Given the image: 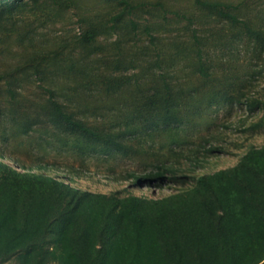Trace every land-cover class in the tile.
<instances>
[{
    "label": "rangeland",
    "instance_id": "rangeland-1",
    "mask_svg": "<svg viewBox=\"0 0 264 264\" xmlns=\"http://www.w3.org/2000/svg\"><path fill=\"white\" fill-rule=\"evenodd\" d=\"M25 1L28 5L15 13L17 25L8 26L13 32L0 30V74L19 68L21 80L15 88L22 94L17 102H11L6 80L0 82V142L4 131H19L23 112L39 110H26L27 99L41 103L48 89L76 117L116 132L126 131L127 125L145 127L144 118L135 119L130 114L136 113L145 97L163 88L165 80L175 90H184L180 101L183 122L124 136V141L137 151L131 157L100 152L83 160L72 135L60 132L51 123L34 127L22 136L23 145L9 148L29 165L47 153L38 149L40 146L53 142L56 146L49 149L51 153L45 159L51 166L43 170L30 167L33 172L71 180L75 187L86 191L162 198L191 187L203 175L235 166L250 149L264 146V50L247 34L235 38L238 29L201 8L197 0H129L146 6L119 22L121 29L85 47L80 40L90 27L113 24L111 18L122 10L117 0H74L75 7L59 12V16L50 12L54 0ZM204 1L223 3L230 11L237 7L241 19L264 31V0ZM130 19L141 25H160V32L154 34L158 37L155 44L142 33L143 27L136 35H127L131 27L124 25ZM30 27L36 29L33 41L15 42L17 32ZM194 29L206 43L201 48L207 77L196 65ZM55 56H59V65L55 64ZM70 64L86 69L87 74L72 71ZM119 78H131V82L124 90L107 94L104 83ZM225 93L231 98L224 100ZM253 101L262 105L250 108ZM59 134L69 137L67 146L58 143ZM212 147L216 150L208 152ZM158 161L175 165L180 181L150 186L127 178L134 172L147 173ZM71 166L76 171L71 172Z\"/></svg>",
    "mask_w": 264,
    "mask_h": 264
},
{
    "label": "trees",
    "instance_id": "trees-1",
    "mask_svg": "<svg viewBox=\"0 0 264 264\" xmlns=\"http://www.w3.org/2000/svg\"><path fill=\"white\" fill-rule=\"evenodd\" d=\"M54 1L55 6L50 9L55 12L54 16L76 4L74 0ZM117 1L122 10L111 18L113 24L90 27L80 40L84 47L91 46L104 34L121 29L119 22L146 6L134 5L129 0ZM197 3L237 28L235 38L247 34L264 50V31L241 19L237 7L230 11L219 2L197 0ZM27 5L25 0H0V30L13 32L8 26L17 25L15 13ZM129 26L127 35L132 32L136 35L143 27L142 33L153 44L158 40L154 34L162 28L149 22L141 25L134 19L125 21L124 27ZM35 31L34 27L16 31L15 42H32ZM8 36L12 35L6 39ZM192 37L198 49L196 65L207 77L201 48L206 43L197 29L192 31ZM159 58L160 55L156 64ZM54 61L59 65V56ZM70 65L72 71L78 69V73L87 74L86 69ZM19 73L18 68L0 74V82L6 80L11 102H17L22 96L15 88L21 80ZM130 82L131 78L106 81L105 91L118 93ZM163 84L153 96L144 98L136 113L130 114L135 119L144 118L145 127L127 125V130L121 132L107 131L76 117L52 89H48V96L41 103L27 99L26 110L32 107L39 110L23 112L19 131L10 134L4 131L0 142L6 146L0 144V264H264V146L250 149L235 166L203 175L191 187L162 198L123 195L119 191H86L75 187L71 180L33 172L30 167L43 170L51 166L45 159L51 153L49 149L56 146L53 142L40 146L38 149L47 153L37 156L29 165L20 161L14 150L10 151L13 144L23 145L22 136L34 127L51 123L60 132L72 135L83 160L98 153L120 152L131 157L137 151L124 141V136L141 130L158 131L162 125L169 127L183 122L180 101L184 90H175L166 80ZM229 98L225 93L223 99ZM249 105L252 108L262 104L253 101ZM58 137L63 147L69 144V137L60 134ZM215 150L212 147L208 152ZM69 169L76 171L74 166ZM127 178L134 179L138 185L157 186L165 181L178 182L181 177L175 165L158 161L147 173L134 172Z\"/></svg>",
    "mask_w": 264,
    "mask_h": 264
}]
</instances>
